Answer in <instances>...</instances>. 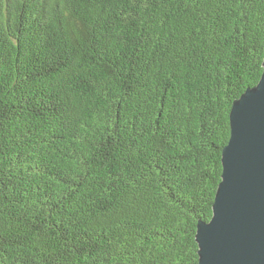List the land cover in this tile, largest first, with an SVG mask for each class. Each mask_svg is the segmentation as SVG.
Segmentation results:
<instances>
[{"label": "trees", "instance_id": "obj_1", "mask_svg": "<svg viewBox=\"0 0 264 264\" xmlns=\"http://www.w3.org/2000/svg\"><path fill=\"white\" fill-rule=\"evenodd\" d=\"M264 0H0V264H197Z\"/></svg>", "mask_w": 264, "mask_h": 264}, {"label": "water", "instance_id": "obj_2", "mask_svg": "<svg viewBox=\"0 0 264 264\" xmlns=\"http://www.w3.org/2000/svg\"><path fill=\"white\" fill-rule=\"evenodd\" d=\"M209 221L199 220L197 264H264V62L256 86L236 99Z\"/></svg>", "mask_w": 264, "mask_h": 264}]
</instances>
